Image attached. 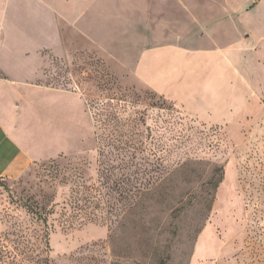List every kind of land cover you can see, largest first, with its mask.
I'll return each instance as SVG.
<instances>
[{"label": "rangeland", "instance_id": "rangeland-1", "mask_svg": "<svg viewBox=\"0 0 264 264\" xmlns=\"http://www.w3.org/2000/svg\"><path fill=\"white\" fill-rule=\"evenodd\" d=\"M118 2L124 33L138 24L142 34L168 33L169 43H181L184 25L205 28L186 19L190 8L201 19L250 9L240 44L232 24L217 31L216 49L245 56L232 64L245 91L234 100L244 104L230 125L200 121L65 28L64 46L54 44L65 55L45 51L50 63L32 84L72 90L79 107L60 126L64 147L0 184V264H264V0ZM81 3L100 49L132 53V40H113L99 22L102 0ZM27 33L30 51L36 32Z\"/></svg>", "mask_w": 264, "mask_h": 264}, {"label": "crops", "instance_id": "crops-1", "mask_svg": "<svg viewBox=\"0 0 264 264\" xmlns=\"http://www.w3.org/2000/svg\"><path fill=\"white\" fill-rule=\"evenodd\" d=\"M69 1L0 0L1 178L18 179L34 161L47 159L64 147L62 134L67 131L60 126L68 125L69 112H73L75 105L79 107L78 99L72 90L49 88L32 84V81L43 77L41 70L50 63L43 53L58 54L54 44L64 46L65 28L68 27L93 46L87 51H97L120 63L135 79L186 114L209 124L230 125L229 119L239 110L240 104H244L240 99L235 102L234 96L245 92L243 76L240 82H234L239 73L232 64L235 61L244 63L245 56H234L227 48L216 49L220 45L217 31L227 30L232 24L235 42L240 44L248 36L242 19L250 9L244 5L230 6L223 13L230 16L228 19H201L200 14L190 8L188 14H184L186 19L189 17L190 22L205 28L198 35L191 25L187 30L184 25L181 43H169L168 33L142 34L138 24L124 33L119 24L120 2L110 0L107 7L102 0V14L96 13L99 22L104 20L113 40L126 38L134 43L132 53L122 58L97 45V37L89 29V22H95L89 7L81 3L82 0H71V4ZM195 2L187 0V4ZM30 27L36 32L34 44L37 45L29 51L27 45L33 42L27 33ZM203 38H208L213 48L202 47ZM52 73L57 75L56 72L46 74ZM235 84H239L242 91Z\"/></svg>", "mask_w": 264, "mask_h": 264}, {"label": "trees", "instance_id": "trees-1", "mask_svg": "<svg viewBox=\"0 0 264 264\" xmlns=\"http://www.w3.org/2000/svg\"><path fill=\"white\" fill-rule=\"evenodd\" d=\"M173 105L176 106L175 104H173ZM2 182H6V180L0 177V184L1 185H2ZM29 212H31L34 216L37 217V219L41 220L44 224H47V217L44 216L45 214H44V211H42V209H40V211H39V207L38 206H35V207L34 206H31V208L29 209ZM159 261H160V264H164L163 258H160Z\"/></svg>", "mask_w": 264, "mask_h": 264}]
</instances>
